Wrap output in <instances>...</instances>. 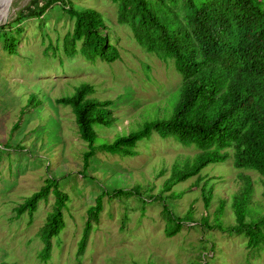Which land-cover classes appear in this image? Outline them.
Segmentation results:
<instances>
[{"label":"rangeland","instance_id":"rangeland-1","mask_svg":"<svg viewBox=\"0 0 264 264\" xmlns=\"http://www.w3.org/2000/svg\"><path fill=\"white\" fill-rule=\"evenodd\" d=\"M29 2L0 0V25L14 19L16 12ZM70 3L75 8H92L101 14L109 41L118 49L119 58L113 62L100 58L89 62L79 54L71 59L58 51L54 53L52 47L43 54L48 43L55 45L57 36L62 41L64 34L72 30V20L57 6L49 7L38 18L24 19L21 30L12 27L17 33L18 46L13 54L3 49L1 36L5 29L0 30V261L11 264H132L131 257L143 255L144 261L154 264H191V257L197 254L194 264H204L206 259L208 264H214L213 260L216 264L263 263L264 256L251 263L240 258L237 252L242 250V241L238 235L220 238L221 232L215 231L219 235L217 241L223 242L227 253L215 245V258L207 256L211 250L210 239L204 237L198 241L203 237L194 229L198 226L193 228L185 222L175 235H165L164 228L169 221H164L161 214L164 204L176 217L184 216L185 210L192 205L198 215H212L213 218L217 206L212 203L209 210L204 208L199 192L202 182L195 188L190 187L196 177L175 184L165 192L170 196L162 197V201L146 197L148 181L153 184L151 192L157 193L175 159H191L198 152L172 136L163 137L152 132L149 138L137 142L134 156L98 151L88 172L91 178L79 173L81 159L78 156L86 143L80 138L70 107L57 104L56 98L72 95L80 83L92 85L95 90L92 96L112 101L111 108L118 118L117 127L94 126L97 131L104 129V136L111 141L116 130L127 133L140 128L146 121L168 117L177 101L180 76L171 62L161 60L135 42L131 29L117 22V5L111 0H70ZM6 30L8 34L10 30ZM159 168L163 171L159 172ZM67 170L71 173L63 178ZM238 171L229 158L226 162L209 163L200 174L204 179L206 175L214 177L206 182V186L213 188V197L218 191L231 198L232 190L240 185L234 180ZM44 172L57 176L59 189L69 196L63 210L65 227L51 237L50 257L46 261L38 257L43 242L37 232L45 222L55 195L50 193L47 201H40L32 217L25 212L16 218L8 209L15 196L41 187ZM135 186L146 201L138 200L141 204L136 206L134 203L125 205L130 197L123 201L111 198L103 207L96 227L91 229L83 254L78 256L87 205L94 203L103 189H133ZM15 198L19 201L18 196ZM157 198L161 199L160 193ZM256 208L260 210V206L252 205V209Z\"/></svg>","mask_w":264,"mask_h":264},{"label":"trees","instance_id":"trees-1","mask_svg":"<svg viewBox=\"0 0 264 264\" xmlns=\"http://www.w3.org/2000/svg\"><path fill=\"white\" fill-rule=\"evenodd\" d=\"M111 1L117 5V22L129 26L134 40L145 51L171 62L182 80L177 101L168 117L146 121L140 128L127 133L116 130L111 141L104 136V129L97 131L94 126L117 127L118 118L111 108L112 101L92 96L95 91L92 85L80 83L72 95L56 98L57 104L70 107L80 138L86 143V148H81L78 156L81 159L79 173L91 178L88 172L98 151L134 156L137 154V142L149 138L152 132L163 137L172 136L182 145L198 149V152L191 159H175L169 176L160 183L157 193H160L161 199L157 198V193L151 192L150 185L153 184L150 181L146 184V197L162 201V197L170 196L165 192L175 184L196 177L190 187L195 188L202 182L199 192L204 208L209 210L212 203L217 206L213 218L211 214L198 215L192 205L185 210L184 216L176 217L164 204L161 214L164 221H169L164 228L165 235H175L183 223L189 222L193 228L198 226L194 229L203 235L198 241L204 237L208 241L210 239L209 257H216L215 245L222 247L226 253L223 242L217 241V230L221 232L220 238L241 237L242 250L237 253L244 261L251 263L263 257L264 0ZM53 6L59 7L72 20V30L64 34L62 41L57 36L55 45L48 43L43 54H47L52 47L54 53L58 51L71 59L79 54L89 62L96 58L113 62L119 58L117 48L109 41L101 14L92 8H75L70 0H30L16 12L14 19L0 25V30L5 29L1 36L3 49L13 54L18 47L16 31L22 29L23 20L43 16L45 10ZM6 29L10 30L8 34ZM229 158L232 165L239 169L234 179L239 182V188L232 190L234 194L231 198L220 195L218 191L213 197V188L206 186V182L214 177L206 175L204 179L200 171L209 163L226 162ZM68 171L63 178L70 175ZM44 174L39 189L25 195L18 194L19 201L15 196L8 209L14 212L16 218L25 212L32 217L40 201H47L50 193L55 195L45 222L37 232L44 244L39 257L46 261L50 257L51 237L65 227L63 210L67 207L69 196L59 189L57 176ZM225 193H228L226 188ZM105 197L109 198L106 200ZM113 197L122 201L130 197L125 205L134 203L137 206L141 204L138 200L146 201L138 186L133 189H103L94 203L86 207L78 256L83 254L103 207ZM131 198L135 200L131 201ZM252 205L260 206V210L252 209ZM9 220L12 218L9 217ZM170 220H173L172 225ZM197 256L191 257V264L197 261ZM221 258L224 259L223 255ZM131 259L132 264H154L144 261L143 255ZM203 263L208 264L207 259ZM213 263L216 264V261L213 260ZM0 264L11 263L0 261Z\"/></svg>","mask_w":264,"mask_h":264},{"label":"clouds","instance_id":"clouds-1","mask_svg":"<svg viewBox=\"0 0 264 264\" xmlns=\"http://www.w3.org/2000/svg\"><path fill=\"white\" fill-rule=\"evenodd\" d=\"M129 27V26H128ZM136 42V41H135ZM141 47V46H140ZM118 50V49H117ZM118 53H119V51H118ZM115 61V60H114ZM174 68V67H173ZM174 70H175V68H174ZM176 71V70H175ZM176 73H178L177 71H176ZM179 74V73H178ZM179 76H180V84H181V80H182V77H181V75L179 74ZM180 84H179V87H180ZM65 97H67V96H65ZM63 98V97H62ZM193 147V146H192ZM198 150V149H197ZM43 247H44V244H43ZM43 247H42V249H43ZM41 249V250H42ZM51 250V249H50ZM38 257H39V253H38ZM39 260H41V258L39 257Z\"/></svg>","mask_w":264,"mask_h":264},{"label":"bare ground","instance_id":"bare-ground-1","mask_svg":"<svg viewBox=\"0 0 264 264\" xmlns=\"http://www.w3.org/2000/svg\"><path fill=\"white\" fill-rule=\"evenodd\" d=\"M7 6V5H6ZM3 7H5V6H3ZM2 19H0V21H1Z\"/></svg>","mask_w":264,"mask_h":264},{"label":"water","instance_id":"water-1","mask_svg":"<svg viewBox=\"0 0 264 264\" xmlns=\"http://www.w3.org/2000/svg\"><path fill=\"white\" fill-rule=\"evenodd\" d=\"M9 1V0H8Z\"/></svg>","mask_w":264,"mask_h":264}]
</instances>
